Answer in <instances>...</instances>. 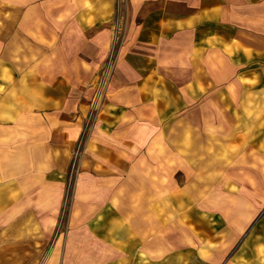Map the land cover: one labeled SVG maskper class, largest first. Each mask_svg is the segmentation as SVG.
Returning <instances> with one entry per match:
<instances>
[{
	"label": "rangeland",
	"instance_id": "1",
	"mask_svg": "<svg viewBox=\"0 0 264 264\" xmlns=\"http://www.w3.org/2000/svg\"><path fill=\"white\" fill-rule=\"evenodd\" d=\"M200 0H0V264H264V62Z\"/></svg>",
	"mask_w": 264,
	"mask_h": 264
},
{
	"label": "crops",
	"instance_id": "2",
	"mask_svg": "<svg viewBox=\"0 0 264 264\" xmlns=\"http://www.w3.org/2000/svg\"><path fill=\"white\" fill-rule=\"evenodd\" d=\"M200 8L217 18L230 10L233 56L244 66L264 62V0H200Z\"/></svg>",
	"mask_w": 264,
	"mask_h": 264
}]
</instances>
